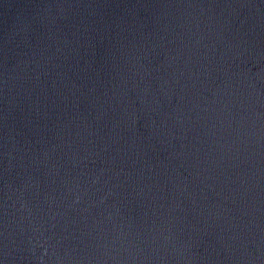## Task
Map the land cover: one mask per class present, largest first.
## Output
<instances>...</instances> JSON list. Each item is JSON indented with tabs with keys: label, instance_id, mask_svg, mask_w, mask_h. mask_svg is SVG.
Listing matches in <instances>:
<instances>
[{
	"label": "water",
	"instance_id": "1",
	"mask_svg": "<svg viewBox=\"0 0 264 264\" xmlns=\"http://www.w3.org/2000/svg\"><path fill=\"white\" fill-rule=\"evenodd\" d=\"M0 264H264V0H0Z\"/></svg>",
	"mask_w": 264,
	"mask_h": 264
}]
</instances>
